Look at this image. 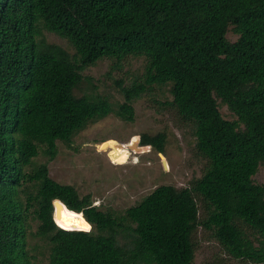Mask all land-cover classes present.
Instances as JSON below:
<instances>
[{
  "label": "trees",
  "instance_id": "obj_1",
  "mask_svg": "<svg viewBox=\"0 0 264 264\" xmlns=\"http://www.w3.org/2000/svg\"><path fill=\"white\" fill-rule=\"evenodd\" d=\"M127 56L146 65L141 82L120 89L116 110L106 97L76 94L86 68ZM155 87L168 88L206 161L188 187L159 186L119 214L35 163L111 113L133 122L134 101ZM140 145L163 153L165 136L143 135ZM262 165L264 0H0V264H32L34 232L49 245L48 264H194L200 228L232 258L264 264V187L253 181ZM55 201L91 230L59 228Z\"/></svg>",
  "mask_w": 264,
  "mask_h": 264
},
{
  "label": "rangeland",
  "instance_id": "obj_2",
  "mask_svg": "<svg viewBox=\"0 0 264 264\" xmlns=\"http://www.w3.org/2000/svg\"><path fill=\"white\" fill-rule=\"evenodd\" d=\"M44 37L47 43L74 54L66 40L48 32ZM226 37L230 42L237 39L231 30ZM145 65L142 56H127L121 61L102 59L83 71L87 83L76 94L106 97L116 110L123 102L120 89L141 82ZM171 100L167 87H155L134 101L133 122H124L111 113L90 122L69 145L57 142L53 160L39 155L35 163L46 164L55 182L74 187L81 197L90 196L94 206L119 214L159 186L188 187L191 181L202 176L206 161L197 156L193 128L179 120ZM219 110L223 119L236 120L226 107L221 106ZM157 134L165 136L163 153L140 145L141 136ZM253 181L264 187V165L259 167ZM54 219L64 230H91L82 216L68 211L58 201L54 202ZM35 229L36 223H32V233ZM34 233L28 239L31 262L48 264L49 245ZM194 246V264H243L229 256L212 234L201 228L194 237Z\"/></svg>",
  "mask_w": 264,
  "mask_h": 264
},
{
  "label": "water",
  "instance_id": "obj_3",
  "mask_svg": "<svg viewBox=\"0 0 264 264\" xmlns=\"http://www.w3.org/2000/svg\"><path fill=\"white\" fill-rule=\"evenodd\" d=\"M160 156H161V154H160ZM162 157V156H161ZM163 158V157H162ZM163 166H164V168L166 169V163H165V161L163 162ZM54 219V218H53Z\"/></svg>",
  "mask_w": 264,
  "mask_h": 264
}]
</instances>
